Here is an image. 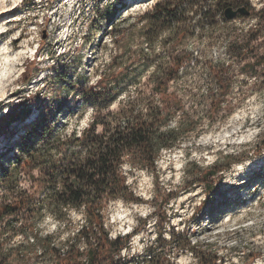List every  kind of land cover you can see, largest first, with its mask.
Wrapping results in <instances>:
<instances>
[{"label": "rangeland", "instance_id": "1", "mask_svg": "<svg viewBox=\"0 0 264 264\" xmlns=\"http://www.w3.org/2000/svg\"><path fill=\"white\" fill-rule=\"evenodd\" d=\"M20 1L11 15L0 19V27L2 20L15 18L14 25L3 29L7 33L3 42L8 44L22 34V46L29 42L30 52L15 67L12 86L0 89V95L7 94L0 104V119L19 110L30 111L0 135V174L4 168H11L12 174L4 186L0 179V204L10 203L11 196L42 200L53 188L39 169H17L15 164L21 139L50 103L52 88L61 87L73 108L71 115L57 114L58 127L65 133L83 131L90 124L96 100L87 96L76 109L74 86L96 87L103 77V87L111 91L107 96H133L132 82L144 84L162 74L160 65L181 58L185 65L173 88L185 98L189 117L202 127L184 135L179 149L162 153L156 175L130 173L125 166L130 190L140 201L117 200L109 205L106 231L112 240L126 237L128 245L120 253L105 256L103 264L142 260L146 264H212L192 250L197 242L199 252L217 257L214 264H264V0ZM179 4L185 5V13L178 23L156 11L159 6ZM206 5L215 11L210 26L199 17ZM226 7H247L251 15L228 21ZM234 40L247 50L242 61L231 56ZM10 49L16 52L20 47ZM33 61L40 73L27 83L23 75ZM211 65L218 66L219 73L231 82L216 113L211 112L209 98L219 94L208 69ZM127 71L133 74L125 79ZM60 73L67 78L59 80ZM190 92L197 100L187 98ZM105 105H101L105 111L118 110L116 104ZM181 116L179 112L170 126L175 127ZM229 157L235 162H228ZM217 163L232 165L212 176L210 170ZM72 215L73 225L40 214L36 229L50 236L59 251L53 256L39 254L33 264H66L69 260L85 264L89 259L85 243L75 240L83 215ZM7 221L0 223V231ZM22 237L18 233L14 241ZM72 245L79 255L71 254ZM185 245L186 249L179 250Z\"/></svg>", "mask_w": 264, "mask_h": 264}, {"label": "trees", "instance_id": "2", "mask_svg": "<svg viewBox=\"0 0 264 264\" xmlns=\"http://www.w3.org/2000/svg\"><path fill=\"white\" fill-rule=\"evenodd\" d=\"M184 7V4L173 8L164 5L159 6L156 11L164 14L166 20H170L171 23H178L179 18L185 13ZM208 7L205 6L199 17L210 26L215 18L213 16L215 11L208 10ZM230 46L231 56L242 61L241 56L247 52L245 45L234 40ZM168 64L170 66H167ZM168 64L160 65L159 71L162 72L160 76H153L144 84L137 80L132 82L135 84L133 96H122L118 93L107 96L111 91L103 87L106 81L103 77L97 82L96 87L74 86L77 93L76 109L81 108V102L87 96L96 100L90 124L83 131L73 129L65 133L64 128L58 127L57 114L69 115L73 108L68 106L67 97L61 87L52 88L50 103L42 109L38 120L21 139L20 152L15 164L17 169L18 167L30 171L39 169L47 178L49 177L46 182L51 180L53 188L42 200L34 196H11L9 199L13 200L10 203L0 204V223L8 219L0 231V264H33L39 254L47 256L57 254L59 249L53 239L36 229L37 219L43 213L50 214L55 220H68L70 224L72 212L83 215L81 219L83 223L77 231L75 240L83 241L87 247L85 250L89 254V259L85 264H103L104 257L111 256L112 251L120 253L124 246L127 247L126 237L112 240L105 228L106 211L111 203L117 200L140 201L130 190L125 166H129L130 173L146 171L156 175L162 153L179 149L184 135L197 132L202 127L198 126L197 119L189 117L185 98L173 88L185 60L173 59V62ZM31 65L23 75L27 83L40 73L35 61ZM165 66L168 68L165 69ZM250 67L244 66L246 69ZM217 68L219 67L214 65L208 68L212 81L219 90V94H211L209 97L212 113L220 111L231 87L230 79L227 75L224 76L223 72L219 73ZM61 73L57 74L60 75L59 80L67 78L61 76ZM132 74L133 71L125 72V79ZM124 82L128 83L127 80ZM187 98L197 100V96L191 92ZM103 103H106L107 107L116 104L118 110L105 111L106 108H101ZM29 111L22 112L26 114L24 117H27ZM179 112L182 115L180 120L175 127L170 126ZM22 113L19 110L0 119V135L11 123L23 120ZM58 156H60L58 161L52 164L46 162L48 159L53 161ZM234 160L232 157L228 158V162H235ZM231 165L217 163L211 168L210 175L218 176L229 170ZM10 169L1 170L0 179L3 180V186L12 177ZM195 179L193 177L192 182ZM163 217L166 219V214H163ZM27 231L30 234H27ZM18 233L23 234L22 240L14 241ZM75 247L69 246V251L71 250V254L77 252L79 255V252L74 250ZM186 247L187 245L181 246L179 250ZM198 247L197 242L192 250L199 259H211L212 264L218 261L217 257L210 253L199 252ZM150 253L149 250L148 254ZM147 257L150 255H146ZM66 264L80 263L69 260ZM138 264L146 263L142 260Z\"/></svg>", "mask_w": 264, "mask_h": 264}, {"label": "bare ground", "instance_id": "3", "mask_svg": "<svg viewBox=\"0 0 264 264\" xmlns=\"http://www.w3.org/2000/svg\"><path fill=\"white\" fill-rule=\"evenodd\" d=\"M20 2V0H0V19L9 14L12 11L13 7H17V5L19 7ZM9 3H12L11 7H9ZM3 21L4 23L0 27V89H6L12 86L11 80L16 75V73L15 75L13 74L15 67L19 66L24 57L30 52L29 42L25 44V47L22 46V40L24 39V36L22 34L8 44L3 42V39L7 34L3 32V29L7 26L9 27L11 25H14L16 20L15 18H11V20L10 18H7L2 20L1 22ZM1 44L3 45L1 46ZM11 47H20V49L14 52L12 49H10ZM2 57L4 58L2 59ZM7 74L9 75L8 78ZM6 98L7 94L5 92L2 93L0 95V104Z\"/></svg>", "mask_w": 264, "mask_h": 264}, {"label": "water", "instance_id": "4", "mask_svg": "<svg viewBox=\"0 0 264 264\" xmlns=\"http://www.w3.org/2000/svg\"><path fill=\"white\" fill-rule=\"evenodd\" d=\"M251 15V12L247 7H240V8H233V7H227L225 10V18L228 21H234L238 17H249Z\"/></svg>", "mask_w": 264, "mask_h": 264}]
</instances>
